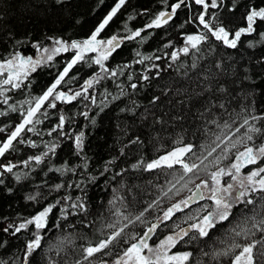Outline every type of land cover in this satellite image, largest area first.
<instances>
[{
	"label": "snow or ice",
	"instance_id": "snow-or-ice-1",
	"mask_svg": "<svg viewBox=\"0 0 264 264\" xmlns=\"http://www.w3.org/2000/svg\"><path fill=\"white\" fill-rule=\"evenodd\" d=\"M0 193V264H264V0H0Z\"/></svg>",
	"mask_w": 264,
	"mask_h": 264
},
{
	"label": "trees",
	"instance_id": "trees-1",
	"mask_svg": "<svg viewBox=\"0 0 264 264\" xmlns=\"http://www.w3.org/2000/svg\"><path fill=\"white\" fill-rule=\"evenodd\" d=\"M151 2L152 0H132L134 6L141 4L147 5L148 3ZM88 23H90V21H88ZM85 27H87V24L85 25ZM257 84H259V82H257ZM107 131H108V123L105 120L103 125L100 124L97 125V132L95 135L91 137V144L93 151L97 152L98 155H104L108 151V147L105 145V139H106L105 133ZM108 143L110 144L111 142L108 141ZM142 179L144 178L142 177ZM136 183H139V181H136ZM97 191L99 192V195H103V192H100L99 190ZM7 195L8 194L6 193H0V211L4 212L5 214H7L8 211L7 204L5 203V198L7 197Z\"/></svg>",
	"mask_w": 264,
	"mask_h": 264
}]
</instances>
